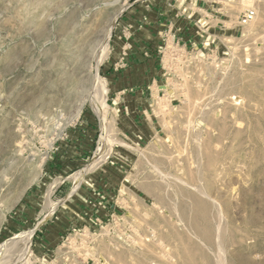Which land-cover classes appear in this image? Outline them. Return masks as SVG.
Here are the masks:
<instances>
[{
  "label": "rangeland",
  "instance_id": "374dc122",
  "mask_svg": "<svg viewBox=\"0 0 264 264\" xmlns=\"http://www.w3.org/2000/svg\"><path fill=\"white\" fill-rule=\"evenodd\" d=\"M194 1L171 4L196 41L160 25L158 80L119 98L132 29L113 63L112 46L144 0H0V246L34 230L27 257L0 247V263L264 264V5ZM119 11L96 67L102 37L84 43ZM107 129L106 160L74 186Z\"/></svg>",
  "mask_w": 264,
  "mask_h": 264
},
{
  "label": "crops",
  "instance_id": "0c3cea01",
  "mask_svg": "<svg viewBox=\"0 0 264 264\" xmlns=\"http://www.w3.org/2000/svg\"><path fill=\"white\" fill-rule=\"evenodd\" d=\"M195 2L194 0H191ZM203 14L206 22L215 23L216 16ZM209 19H206V18ZM167 25L179 31L181 40L191 45L197 39V30L199 22L193 21L188 16L177 12L171 0H144V3L135 5L129 9L118 23L117 36L112 46V63L116 62L121 55H124L123 31L127 27L132 29L131 47L125 53L122 61L123 69L114 73L113 91L119 95V98L128 97L131 92L134 96L143 94L144 86L152 81L158 80L159 68L157 61V46L159 44L158 29L160 25ZM178 28H176V27ZM217 24H215V27ZM181 28V29H180ZM179 29V30H178ZM111 62V61H110ZM60 236V235H58ZM53 240L57 237L53 236ZM41 245H48L50 239L47 234L41 236Z\"/></svg>",
  "mask_w": 264,
  "mask_h": 264
},
{
  "label": "bare ground",
  "instance_id": "6f19581e",
  "mask_svg": "<svg viewBox=\"0 0 264 264\" xmlns=\"http://www.w3.org/2000/svg\"><path fill=\"white\" fill-rule=\"evenodd\" d=\"M260 1L264 5V0H260ZM245 2H246L245 4H248L250 1L249 0H245ZM120 13L121 12L119 11L116 14L113 15V17L110 19V21L108 23V26H107V28L105 30L98 31L97 34L95 32V34H92L88 38V40H86V43H84L85 44L84 46H86L89 43H91V40L92 39H94L96 37H99V36L102 37V40L100 42V46L99 45H98L99 47L96 46L97 47V51H96L95 56H94V60L96 62V67H98L102 63V61L108 55V52H109V38H110V35H111V30H112V27H113V23L116 20V18L120 15ZM83 72H85V71H83ZM94 83L96 85V89L100 93V97H99L98 100H96V98H95V101L93 100L94 101L93 102V109L97 113V115L101 118V117H103L104 109H105V105H106V103H105V101H106V94H107L106 82H105V80L103 78H101L99 75L96 74L94 76ZM107 133H108V129L106 130V135H104V136H102L100 138L99 146L97 148V151H96L95 155L91 159V161L87 165H85L81 170H79L77 173H75L72 176L71 179H72V183H73L74 186L78 183L79 179L84 174H87V173L93 171L103 161L106 160V158H107V156L109 154L110 145L112 144V142L110 141L109 136H108ZM202 203H203V201H202ZM57 206H58L57 203L51 204L50 207L48 205L49 210L47 211V213L45 214V216L43 215L44 218H43V220L41 222L46 221V219H48L51 216L52 212L56 209ZM205 206L206 205L204 204V207ZM33 232H34V230H32L31 232H29L27 234V236H25V237H18V238L11 239V240H8L7 242L3 243L0 246L1 247V253H6L7 254V252L9 253V252L13 251V249H17L19 247V251L20 252L16 255V257L17 256H18V258L21 257V259H23L24 257H27L29 255V253H30L29 246H30V241H31V237L33 235ZM11 257H12V255H11ZM18 258L15 261H13V263H9V264H16ZM223 261H224V259H223ZM218 263H219V261H218ZM0 264H7V262H5V260H4V262H2Z\"/></svg>",
  "mask_w": 264,
  "mask_h": 264
},
{
  "label": "built area",
  "instance_id": "2783aa9c",
  "mask_svg": "<svg viewBox=\"0 0 264 264\" xmlns=\"http://www.w3.org/2000/svg\"><path fill=\"white\" fill-rule=\"evenodd\" d=\"M254 17H255V11L253 9L247 8L244 11H242V13L240 14L238 18V24L241 26H246L249 23H251Z\"/></svg>",
  "mask_w": 264,
  "mask_h": 264
},
{
  "label": "water",
  "instance_id": "95a60500",
  "mask_svg": "<svg viewBox=\"0 0 264 264\" xmlns=\"http://www.w3.org/2000/svg\"><path fill=\"white\" fill-rule=\"evenodd\" d=\"M74 193H75V192H74ZM74 193H73V194H74ZM71 195H72V194H71ZM71 195H70V196H71ZM70 196H69V197H70ZM69 197H68V198H69Z\"/></svg>",
  "mask_w": 264,
  "mask_h": 264
}]
</instances>
